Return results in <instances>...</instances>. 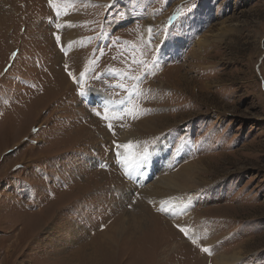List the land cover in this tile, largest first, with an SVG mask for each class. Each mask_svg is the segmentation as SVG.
<instances>
[{"label": "rangeland", "instance_id": "rangeland-1", "mask_svg": "<svg viewBox=\"0 0 264 264\" xmlns=\"http://www.w3.org/2000/svg\"><path fill=\"white\" fill-rule=\"evenodd\" d=\"M0 264H264V0H0Z\"/></svg>", "mask_w": 264, "mask_h": 264}, {"label": "snow or ice", "instance_id": "snow-or-ice-1", "mask_svg": "<svg viewBox=\"0 0 264 264\" xmlns=\"http://www.w3.org/2000/svg\"><path fill=\"white\" fill-rule=\"evenodd\" d=\"M57 2V0H49L50 4H55ZM57 39L59 40V37H57ZM109 127H111V125H109ZM121 147H131V145H121ZM205 251H207V249H205Z\"/></svg>", "mask_w": 264, "mask_h": 264}, {"label": "bare ground", "instance_id": "bare-ground-1", "mask_svg": "<svg viewBox=\"0 0 264 264\" xmlns=\"http://www.w3.org/2000/svg\"><path fill=\"white\" fill-rule=\"evenodd\" d=\"M239 258V254H235L234 256H233V260H236V259H238ZM226 259V258H225Z\"/></svg>", "mask_w": 264, "mask_h": 264}]
</instances>
